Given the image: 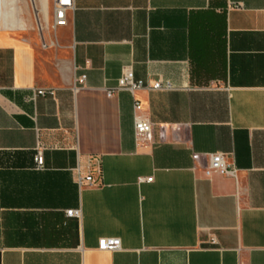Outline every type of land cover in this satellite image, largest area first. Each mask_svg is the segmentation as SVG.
Masks as SVG:
<instances>
[{
  "label": "crops",
  "instance_id": "crops-1",
  "mask_svg": "<svg viewBox=\"0 0 264 264\" xmlns=\"http://www.w3.org/2000/svg\"><path fill=\"white\" fill-rule=\"evenodd\" d=\"M15 1L0 0V264H264V0H72L65 26L23 33ZM127 65L171 88L107 97ZM134 100L152 142L134 140ZM216 152L237 181L205 175ZM97 161L101 186H79Z\"/></svg>",
  "mask_w": 264,
  "mask_h": 264
},
{
  "label": "built area",
  "instance_id": "built-area-1",
  "mask_svg": "<svg viewBox=\"0 0 264 264\" xmlns=\"http://www.w3.org/2000/svg\"><path fill=\"white\" fill-rule=\"evenodd\" d=\"M31 4L34 0H29ZM39 8L42 9V14L48 15L49 10H52L53 18L52 22H46V28L62 27L67 24V12L72 9V0H38ZM39 11V10H36ZM85 76L82 75L77 79L79 84H82ZM146 88L150 90H169L171 85L169 82L157 81L151 84H145L142 80L136 79L130 65L123 66L121 75L117 79V84L112 89H106L105 94L107 97H111L116 91L126 90L130 94H134L137 90ZM54 96L53 89L37 88L35 90V96ZM141 109V105L138 100H134V140L136 143H149L153 141V129L152 123L146 118L138 114ZM161 135V134H160ZM43 146L38 142L33 156L34 167L41 170L44 167L43 159ZM198 155L194 154L193 159H197ZM204 173L209 176L211 173H218L223 176L231 177L235 181L238 179V169L235 164L228 160L226 154L216 152L207 155V164L204 168ZM94 174L97 175L98 180L94 179ZM141 181L151 182L152 177L141 179ZM77 183L79 186H101V171L97 161L93 166L89 167L88 172L85 175L78 173ZM68 217H78L80 210L71 209L66 211ZM97 249L100 251L115 252L120 249V240L115 237H104L99 239Z\"/></svg>",
  "mask_w": 264,
  "mask_h": 264
},
{
  "label": "rangeland",
  "instance_id": "rangeland-1",
  "mask_svg": "<svg viewBox=\"0 0 264 264\" xmlns=\"http://www.w3.org/2000/svg\"><path fill=\"white\" fill-rule=\"evenodd\" d=\"M13 7L17 12V17L23 23V24L20 23L19 26L22 27L24 25V28L14 29L15 31L19 33H23L26 30L37 31L46 28V23L43 21V14L41 13L42 12L41 9L39 8L38 0H34L33 4H31L29 0H16ZM0 28H3V22L1 21V19H0Z\"/></svg>",
  "mask_w": 264,
  "mask_h": 264
},
{
  "label": "bare ground",
  "instance_id": "bare-ground-1",
  "mask_svg": "<svg viewBox=\"0 0 264 264\" xmlns=\"http://www.w3.org/2000/svg\"><path fill=\"white\" fill-rule=\"evenodd\" d=\"M8 13H9V11L4 12V19L5 20L9 19ZM6 22H8V21H6Z\"/></svg>",
  "mask_w": 264,
  "mask_h": 264
}]
</instances>
